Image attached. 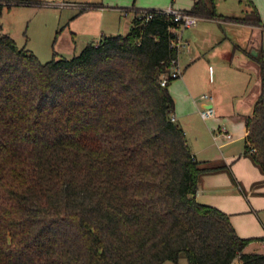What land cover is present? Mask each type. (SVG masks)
<instances>
[{"label": "trees", "instance_id": "16d2710c", "mask_svg": "<svg viewBox=\"0 0 264 264\" xmlns=\"http://www.w3.org/2000/svg\"><path fill=\"white\" fill-rule=\"evenodd\" d=\"M247 6L184 10L262 26ZM179 29L162 9L136 11L126 33L45 62L0 30V264H264L228 213L195 199L201 176L226 166L196 159L172 119ZM242 51L261 84L244 154L264 173V51Z\"/></svg>", "mask_w": 264, "mask_h": 264}, {"label": "crops", "instance_id": "0c3cea01", "mask_svg": "<svg viewBox=\"0 0 264 264\" xmlns=\"http://www.w3.org/2000/svg\"><path fill=\"white\" fill-rule=\"evenodd\" d=\"M193 1L187 9L190 8ZM250 1L258 11L262 26H251L231 20H203V22L207 23H216L220 28L221 21H225L226 26L232 29V37L228 36L222 28L219 30L216 25L214 27L211 24L202 23L188 27V30L184 32V36L188 38L185 39L188 40V45H185L186 48L180 55L182 62L180 63L177 58L181 74L170 83L168 89L174 100L172 119L183 128L188 146L196 159L210 164L226 166V169L206 173L201 176L195 193V199L200 203L214 205L228 213L237 234L244 238H253L244 247V252L264 254V202L262 199L264 196V173L251 161L249 156L244 154L243 140L245 128L242 115L250 111L256 99L257 76L252 86H250L252 77L247 67L253 62L242 51V48L250 51L255 46L257 52L258 50L264 51V0ZM245 3L247 5V0H245ZM82 7H87L89 8L88 11L95 10L98 13L96 14L98 15L96 21L90 15L89 30L84 31L85 36H87L84 40L90 38V42H96L100 39L99 37L95 38L96 35H91V28L94 29L95 26H98L100 36L107 35L102 28L106 32H109V34H113L111 32H114L112 30L115 27V23L120 20L119 9L117 7L103 6L102 4H98L97 6H86L84 4ZM215 7L216 11L224 16L241 17L243 15H233L231 11L219 9L217 0H215ZM124 12L127 14L126 9H124ZM135 12L136 10H133L132 18ZM132 18H129L125 24H129L130 26ZM254 29L260 32L259 43H256V45H253L255 44L253 41ZM74 30L76 33L78 32L76 28ZM256 36H258V33H256ZM206 39H208V45L204 43ZM239 39L242 41V44L239 42ZM223 43L224 46L221 50L215 52L211 49L214 46L216 48L217 45L222 46ZM236 52L241 53L243 59H241L240 65L233 66L230 58L228 59L227 57L228 54L231 56ZM200 60L202 61L200 62L201 69L196 68L195 70L198 72L202 70L205 73L204 87L212 95L211 101L202 100L200 98L202 93L198 94L195 90V80L192 73L195 62ZM211 64L214 65L215 71ZM226 66L232 67L230 69L235 71V76L238 77L239 75L240 77L238 79L239 85L234 86L230 93L229 104L223 103L221 92L225 86V81L220 78L219 72L220 69H228ZM251 66L256 69V72L258 71L257 63ZM206 105L213 106L214 115L205 120L201 118L199 110ZM243 107L245 108L243 109ZM224 119H226V122L222 121ZM239 120H241L243 125L241 134L242 149L241 151H238V149L234 151L231 145L234 135L230 127L235 125ZM221 124H225L229 129L231 133L229 139H225L222 136L213 138V133L216 131L218 125ZM218 142L225 144L219 147ZM254 168L258 169L260 173H257ZM258 220L260 224L257 222ZM161 264L175 263L164 261Z\"/></svg>", "mask_w": 264, "mask_h": 264}, {"label": "rangeland", "instance_id": "374dc122", "mask_svg": "<svg viewBox=\"0 0 264 264\" xmlns=\"http://www.w3.org/2000/svg\"><path fill=\"white\" fill-rule=\"evenodd\" d=\"M217 1L219 4V9L231 11L233 15H242L244 13V9L247 8L245 0ZM191 2L192 0H0V30L9 34L15 40L18 46H25L26 48L32 50L40 61L45 62L51 59L53 52H56L58 55L64 56L66 58H70L73 55L79 53L82 47L87 43L86 41L90 42V38L84 40L87 37L85 36L84 31L89 30L88 25L90 23V15H92L94 21H96L98 16L96 14L98 13H96L95 10L88 11L89 8L87 7L84 8L75 6L76 4H82V6H84V4H86V6L89 4H102L103 6L117 7L119 9L120 20L117 21L116 19L117 22L115 23V27L112 30L114 32L111 33L124 34L129 29V24L126 25L125 23L129 18H132L133 10L141 12L149 9H165L168 7L175 9H187ZM61 3L68 4L61 5ZM124 9L127 10V14H125ZM203 20L205 19L199 18L196 24H211V26L214 27L216 25L219 30L222 28V30H224L228 36L232 37V29L226 26L225 21H221L220 28L216 23H207L203 22ZM221 20L227 19L222 18ZM97 27L98 26H95L94 29L91 28V35H96L95 38H100L101 36L99 35V29ZM75 28L78 31L77 33L74 30ZM102 30L105 31L107 35L109 34V32H106L104 28H102ZM186 30H188V27H180L178 30V34L181 36V38L178 43L177 58L179 59L180 63L182 62L180 55L185 50V45H188V40H185L188 38L184 36V32H186ZM253 32V41L255 43L253 45H256V43H259L260 32L255 29ZM256 33H258V36H256ZM207 41L208 39L204 40L206 45H208ZM239 42L242 44L240 39ZM183 43H185V45H183ZM223 46L224 43L222 46L217 45L216 48H214V46L211 49L217 52L218 50H221ZM254 48L255 46H253V48L250 50V53ZM246 56L252 60V64H256V61L251 56ZM227 58H230V62L233 64V66L240 65V61L243 59L241 53L238 52L231 56L228 54ZM196 62L194 64L192 73L195 80V90L198 92V94L208 93V89L204 87L205 73L202 70H199V72L195 70L196 68L201 69L200 62L202 61L200 60ZM211 65L215 71L216 69L214 68V65ZM251 65L247 67L248 70H250L249 73L252 77L250 86H252L254 79L256 80L257 76L256 69H254ZM227 68L228 69H220L219 71L220 78L225 81V86L222 88L221 92L223 103L225 104L230 103V93L233 87L239 85L240 83L238 81V79H240L239 75L238 77L235 76V71L230 69L232 67ZM177 78L173 79L172 81L176 80ZM244 108L245 107H243V109ZM222 121L226 122V119ZM230 130L234 135L232 140L234 143L232 142L231 144L233 150L235 151L238 149V151H241V134L243 131L241 120H239L235 125H232ZM212 142L214 143V141ZM217 144L219 147H221L225 143L218 142ZM255 170L257 173H260L258 169ZM262 199L264 202V196ZM257 222L260 224L259 220ZM178 262L179 264H187L186 258L184 256H181ZM233 264H239V261L235 259Z\"/></svg>", "mask_w": 264, "mask_h": 264}, {"label": "built area", "instance_id": "2783aa9c", "mask_svg": "<svg viewBox=\"0 0 264 264\" xmlns=\"http://www.w3.org/2000/svg\"><path fill=\"white\" fill-rule=\"evenodd\" d=\"M66 4L68 3H61V5H66ZM75 6L82 7V4H76ZM162 10L166 13H170L172 15L173 20L177 22L180 25V27H184V28L192 27L196 25L198 19L200 18L199 16L187 12L184 9H175L172 7H168ZM150 16H151L150 13H146V19L149 18ZM179 40H180V35L178 34L177 44L179 43ZM183 45H185V43H183ZM180 74H181V70L179 68L178 61L177 59H173L171 61L169 76L173 78H177L180 76ZM167 82L168 79L166 78V76L163 77L161 80V84L165 85ZM200 98L202 100L211 101L213 97L209 93H202L200 95ZM199 114L201 118L206 120L214 115V108L212 105H206L199 110ZM212 136L214 139L217 138V136H222L225 139H229L231 137V133L225 124H221L218 125L216 131L213 133ZM251 151H254V149L252 148Z\"/></svg>", "mask_w": 264, "mask_h": 264}, {"label": "water", "instance_id": "95a60500", "mask_svg": "<svg viewBox=\"0 0 264 264\" xmlns=\"http://www.w3.org/2000/svg\"><path fill=\"white\" fill-rule=\"evenodd\" d=\"M257 48H258V46H257ZM251 54L256 55L257 54V49L254 48L252 50ZM256 85H257V95H256V97H257L259 95L260 89H261L260 77H259L258 71H257V82H256Z\"/></svg>", "mask_w": 264, "mask_h": 264}]
</instances>
